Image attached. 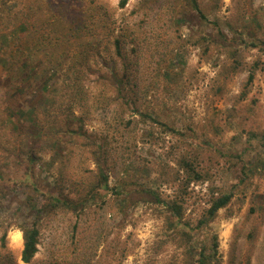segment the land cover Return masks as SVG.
Listing matches in <instances>:
<instances>
[{"label": "rangeland", "instance_id": "1", "mask_svg": "<svg viewBox=\"0 0 264 264\" xmlns=\"http://www.w3.org/2000/svg\"><path fill=\"white\" fill-rule=\"evenodd\" d=\"M119 3L0 0V264H264V0Z\"/></svg>", "mask_w": 264, "mask_h": 264}, {"label": "trees", "instance_id": "2", "mask_svg": "<svg viewBox=\"0 0 264 264\" xmlns=\"http://www.w3.org/2000/svg\"><path fill=\"white\" fill-rule=\"evenodd\" d=\"M191 3L195 6V8L197 10H200V6L198 3V0H190ZM128 0H120V7H125V5L127 4ZM90 3L93 5H95V0H90ZM90 18H92L90 16ZM107 26V25H106ZM80 27L77 26L75 27V29H78ZM110 28V27H108ZM83 29H86V26L83 27ZM91 35L94 37L96 35V31L95 32H91ZM80 38H84L86 36V34H79ZM118 43V51H119V39L118 37L115 40ZM96 40L95 41H91L86 43L85 47L83 49L80 50L81 55L83 56V58H89V56L91 55V53L94 51V49H96ZM78 56V55H77ZM79 58V57H78ZM77 61V60H76ZM25 65V64H24ZM119 76V75H118ZM120 77V76H119ZM121 78H117L118 82H122ZM77 81H79V79H70L69 80V84H68V95L70 96L72 102H78L80 100H83V98H85L86 92L84 91V89L81 88L80 85L77 84ZM45 87V86H43ZM33 109L35 110V108L33 107ZM35 112L33 114H31V118L30 121L32 123V127L34 128L35 133H37V135L40 138H44L45 136H47L49 133L51 132H47L46 129L48 128L46 125L44 124H40L37 119L35 117ZM66 124L64 127H61L60 130H54V134L57 136L59 135V131L61 130H65L68 133H71L73 136L77 135V136H82L84 135L86 132L83 129L82 124H80V126H77V123L79 121H81L82 123V119L80 116L75 115L74 111H70L67 115H66ZM74 123V124H72ZM36 126L38 127V129H35ZM37 136V137H38ZM59 140V138H58ZM96 143V142H94ZM4 146H0L2 150H7L9 149L11 146L10 145H6L3 144ZM100 148V147H99ZM12 151V150H11ZM36 155L35 154H31L29 156V160L30 162H33V159H35ZM190 161V160H188ZM185 166L190 167L191 173L194 175L195 178H202V174L199 170H196L194 164H191L190 162H184ZM101 172H103L101 170ZM104 177L105 174L101 173ZM101 175V176H102ZM107 179V177H106ZM0 180L5 184L2 185V182L0 181V205L2 204V201L4 199L7 198V194L9 191V188L11 190H14L20 183L23 182L22 178H17V179H9L8 181L4 178V174L3 171L1 170L0 167ZM7 185V186H6ZM38 191L43 195V191L41 189L38 188ZM25 205L27 207L30 208V210L32 211H36V212H40L43 210V208L41 207L38 208V198H35V196L33 194H30L29 192H25ZM55 199L57 202H51L52 204H57L58 202H60V198H53ZM232 198V194H224L220 197H218L217 199H214L212 202L211 207L207 210V213L209 214V217H213L217 211L226 206L230 200ZM181 203L173 200L172 203H170V209L174 210V212L176 213L177 216H180L182 209H181ZM22 231H23V237H24V249L22 252V259L23 261L29 263L31 262V260L33 259V257L35 256L36 252L38 251L37 248V244H38V237H39V227L37 225L36 222H34L31 226H22ZM6 259L8 262H5V264H9V260L7 258Z\"/></svg>", "mask_w": 264, "mask_h": 264}]
</instances>
